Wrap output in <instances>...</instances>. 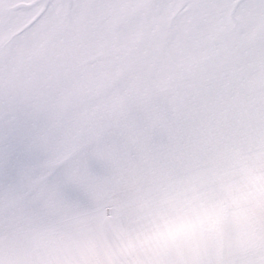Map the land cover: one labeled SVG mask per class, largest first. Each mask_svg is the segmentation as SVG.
<instances>
[{
    "label": "snow or ice",
    "instance_id": "6c2138e0",
    "mask_svg": "<svg viewBox=\"0 0 264 264\" xmlns=\"http://www.w3.org/2000/svg\"><path fill=\"white\" fill-rule=\"evenodd\" d=\"M0 264H264V0H0Z\"/></svg>",
    "mask_w": 264,
    "mask_h": 264
}]
</instances>
